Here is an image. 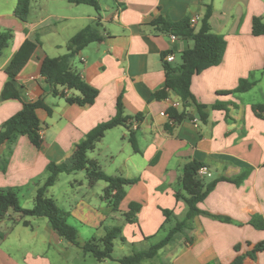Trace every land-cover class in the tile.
Listing matches in <instances>:
<instances>
[{"label": "crops", "instance_id": "crops-1", "mask_svg": "<svg viewBox=\"0 0 264 264\" xmlns=\"http://www.w3.org/2000/svg\"><path fill=\"white\" fill-rule=\"evenodd\" d=\"M9 3L13 11L0 15V32L10 30L14 34L0 59V128L22 110L24 102L44 99L52 114L38 110L41 149L27 136L20 137L12 146L0 147V188L27 187L35 197L48 177L47 166L70 160L80 141L116 116L121 98L125 116L134 119L140 115L141 123L137 125L132 120L127 126L108 131L97 147L115 165L112 173L108 171L111 176L138 179L125 188L126 196L117 212L124 216L131 203L141 205L137 223L125 220L126 244L146 249L150 242L145 239L160 235L164 210L173 212V220L185 217L187 208L177 201L175 194L182 192L180 181L188 162L205 164L212 174L206 178L208 182L247 174L238 185L220 182L199 204L201 210L229 218L230 223L199 216L188 236L178 235L174 243L142 264H232L242 255L244 264H264V251L254 259L247 255L264 242V229L252 225L253 220L264 224V120L253 110L255 105L264 104V36L256 37L252 32L254 18L264 20V0H100L101 11L96 15L78 10L80 6L69 2L70 6H66L55 0H35L40 11L35 22H29L30 15L27 22L16 17L18 0ZM208 6L213 11L212 31L225 38L227 48L219 66L193 77L191 90L200 104L211 107L220 103L228 111L210 109L206 123L196 117L197 123L186 121L169 135L165 132L168 118L162 113L167 114L170 107L181 104L180 98L169 93L166 100L157 101L152 95L165 88L164 58L174 55L175 62L170 65H176L182 54L193 48L194 41L174 40L172 35L157 32L150 24L160 16L174 22L186 17L203 19ZM96 21L101 24L103 41L81 51L73 59V68L99 91V96L93 105H69L52 94L51 86L40 74V66L45 57L66 55L72 37ZM196 28L200 29V22ZM26 40L38 41L39 47L16 79L21 101H3L2 90L9 81L5 69ZM241 80L256 85L247 93L225 94L236 90ZM132 131L139 152L130 144ZM96 149L89 153V158L100 165L102 157ZM79 173L69 175V189L74 194L67 191L59 196L57 182L48 195L69 214L70 222L71 217L89 220L94 216L88 224L92 228L87 229L96 227L102 232L100 216L109 210L116 213L103 199L107 185L100 187L102 193L90 195L98 183L91 184L86 172ZM83 190L84 193H78ZM31 219L37 218L21 220L9 212L0 221V228L5 229V233L0 232L5 235L0 240V264H120L121 257L99 262L84 253L81 256L82 250L63 240L49 221ZM24 221L30 226H24ZM80 242L87 241L80 238ZM51 250L68 257L53 259Z\"/></svg>", "mask_w": 264, "mask_h": 264}, {"label": "trees", "instance_id": "trees-1", "mask_svg": "<svg viewBox=\"0 0 264 264\" xmlns=\"http://www.w3.org/2000/svg\"><path fill=\"white\" fill-rule=\"evenodd\" d=\"M33 0H18L15 9V15L23 22H27L31 13V4ZM69 4L75 6H89L100 13V0H68ZM212 7L200 19V29L192 26L191 18L186 17L181 21L174 22L168 17L160 16L151 22L157 32L170 34L177 38H191L194 41L192 49L186 50L181 56V63L170 65L165 62L166 82L165 88L152 95L153 100L161 101L168 98L169 93L175 94L181 101V108L170 107L167 110L169 117L165 125V132L171 135L174 129L186 121H194L196 117L202 123L209 119V110L228 111L227 106L217 103L211 107L200 104L192 93L191 85L193 77L203 71L219 66L224 58L227 48V42L222 35L213 33L210 19L212 16ZM198 22V23H199ZM253 35L256 37L264 36V20L254 18L252 25ZM14 35L13 32H0V59L6 49H8ZM101 24L96 21L93 25L87 26L77 33L68 44V53L58 58L45 57L40 66V74L44 77L52 88V94L60 97L69 105L89 106L93 105L99 96V91L89 85L82 75L74 70L73 59L86 47L93 43L102 42ZM39 47L38 41L26 40L19 50L15 53L11 62L5 69L9 81L2 90V100L21 101V94L16 87V79L19 73L26 66L30 58ZM165 57V56H164ZM165 59V58H164ZM256 82L241 80L236 90L227 92V95H238L252 90ZM44 109L52 114V108L49 107L44 99L33 102H24L22 110L8 119L0 128V147L4 144L12 146L17 143L22 136H27L31 143L41 149L43 145L42 123L38 116V110ZM192 110H194L192 112ZM256 115L264 120V104L253 107ZM135 120V124L141 123V116L134 119L125 116L122 99L117 102L116 116L108 122L102 123L93 129L75 148L70 160L61 163H50L47 166L48 177L45 183L37 189L34 199V206L31 209L22 207L19 199L18 188H0V221L4 220L10 210L15 211L21 217V220L28 218H45L52 225L58 235L67 243L78 247L85 255L93 257L96 261H104L113 258L115 243L121 240L126 241L122 229L111 227L106 229L104 237L92 238L85 243L80 242L79 232L70 220L69 214L62 210L56 201L48 195L49 189L56 185L59 176L62 174L71 175L77 172H86L91 184L103 181L107 184L103 199L110 203L114 212H119V207L125 199V188L134 185L138 179H127L121 176H111L99 166V164L89 158V153L94 151L96 145L105 137L106 133L118 126H127ZM133 125V123H132ZM130 144L135 152H139L135 132H131L129 138ZM207 167L205 164L192 160L184 166L183 176L181 178L182 192L176 193L175 198L183 202L187 208L186 215L181 220H173V212L164 210L165 222L161 226L160 235L148 237L145 240L151 245L146 249L134 250L131 255L121 257L120 264H142L144 261L151 260L165 247L176 241L180 234L188 236L193 230L194 221L199 216L209 217L222 222L230 223L229 218L215 216L199 208V204L216 189L220 182H231L241 184L247 174H243L234 179L219 178L208 182L206 178L199 176V170ZM141 210V205L131 203L129 211L124 214L126 221L130 224L137 223V214ZM23 225L28 227L30 223L24 221ZM252 225L257 229H264L263 223L252 221ZM5 235L1 234L0 239ZM191 244V237L187 238ZM136 248V249H135ZM239 251V247L235 248ZM264 251V242L259 243L247 255L256 258L258 253ZM245 256H238L232 264H244Z\"/></svg>", "mask_w": 264, "mask_h": 264}, {"label": "rangeland", "instance_id": "rangeland-1", "mask_svg": "<svg viewBox=\"0 0 264 264\" xmlns=\"http://www.w3.org/2000/svg\"><path fill=\"white\" fill-rule=\"evenodd\" d=\"M39 1H43V0H39ZM55 1L57 2L58 5L64 4L66 6H70V5H68V0H55ZM9 2H10V0H0V15H2V14L4 15L6 13H9V12L13 11V8H11ZM79 8L80 9H78V10H87V11L92 12V13H94L96 15V10L94 8H92V7L80 6ZM37 12H40V11L38 9L37 4L35 3V0H33L32 4H31V14H30V17H29V22H35V20H36L35 17H36V13ZM179 63H181V58L178 59L177 64H179ZM96 148H97L96 152L99 153V155L102 157L101 158L102 159L101 160V164L99 166L102 169L104 168L103 169L104 171H105V169H107V171H105V173L110 175L108 173V171L110 173H112V171H114L115 165H113L112 163H109L105 159V156H103V154L100 151H98L97 145H96ZM103 163H105V166H104ZM81 173H79V174H81ZM69 180H70V176L67 175V174H62V175L59 176V179L57 181L58 182V193H59L58 195L59 196L65 194L67 191H68L67 193L69 195L70 194H74L73 190L69 189V187H70ZM96 183H98V185L92 191H90V193H89L90 195H93L95 193H102V191L100 190V187L103 186V185H107L103 181H98ZM78 193L82 194V193H84V190L83 191H79ZM19 199H20L22 207H24L26 209L33 208L35 197L31 194V191L29 190V188H27V187L24 188V189L20 188ZM9 212H10L12 217H15V218L21 217L18 213H16L13 210H10ZM90 217L91 218H89V220H83V219L76 220L74 217H71V222L73 224L79 226V227H77V226H75V227L79 230L78 232H79L81 241H85V239H86V241H89L93 237L97 238V239H100V237H102L101 235H103V236L105 235L106 229H109L111 227H119L120 229H122V232L126 230V228H125V220H126L125 217L123 215H120V214H117V213H113L112 210L106 211V212H104L103 215L100 216L101 225H102L101 226L102 232L101 231L100 232L97 231L96 227H94L95 228L94 230L87 229V227L92 228V226H89L88 224L91 223V221L93 220L94 216H90ZM84 219H86V218H84ZM7 220H8L7 222H9L10 218H7ZM31 220H34V221L35 220H37V221L42 220V221H45V222L48 221L45 218H41V219L37 218V219H31ZM80 223H83V226H81ZM0 232L1 233H5V229L0 228ZM181 235L183 236V234H180L179 237H181ZM123 236L126 238V236L124 235V232H123ZM15 244H17V242L13 243V245H15ZM148 245L150 246L151 243L148 244ZM30 249H32V248H30ZM140 249H142V248H139V247L137 248V250H140ZM32 250H40V249L33 248ZM133 250H134L133 244L129 245V244H126V242L123 243L121 240H117L116 243H115L113 256H114V258H118V257H124V256H127V255H131ZM79 252H80L81 256H84L82 251H79ZM50 255L52 256L51 258H53V259L54 258L58 259V258H66V257H68V255H66V254H55L53 250H51ZM90 258H92V257H90ZM92 260H93V258H92Z\"/></svg>", "mask_w": 264, "mask_h": 264}, {"label": "built area", "instance_id": "built-area-1", "mask_svg": "<svg viewBox=\"0 0 264 264\" xmlns=\"http://www.w3.org/2000/svg\"><path fill=\"white\" fill-rule=\"evenodd\" d=\"M199 21H200V18L199 17L192 18L191 19L192 26L195 27L198 24ZM172 38L174 40L177 39L176 36H172ZM164 61L166 63H169V64L174 63L175 62V56L174 55L166 56L165 59H164ZM180 106H181L180 103H176L173 107L179 108ZM162 116L167 117L169 119V117H168V115L166 113H162ZM194 122L197 123L198 122V119H195ZM134 129H136V127H134ZM199 176H201L203 178H207V177L209 178V177L212 176V174H211V172L209 171V169L207 167H204V168H201L199 170Z\"/></svg>", "mask_w": 264, "mask_h": 264}]
</instances>
